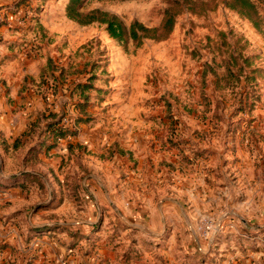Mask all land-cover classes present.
<instances>
[{"label": "rangeland", "instance_id": "obj_1", "mask_svg": "<svg viewBox=\"0 0 264 264\" xmlns=\"http://www.w3.org/2000/svg\"><path fill=\"white\" fill-rule=\"evenodd\" d=\"M69 1L0 0V80L10 93L25 77L60 126L78 129L83 115L103 141L129 143L140 127L152 126L159 147L164 143L158 150L168 153L160 162L169 188L151 200L158 211L169 205L168 233L159 214L154 229L151 217L146 228L128 229L109 198L102 213H90L97 199L85 204L71 194L68 168L80 151L67 160L58 151L45 160L57 156L60 164L44 161L33 170L40 180L25 182L24 190L0 182V264H264V135L257 131L264 127V0H251L250 15L229 0H82L76 9L83 16L118 17L123 40L111 38L106 24L69 18ZM167 12L170 31L162 28ZM133 23L158 31L139 30L134 39ZM74 79L87 80L79 83L89 87L87 103L80 90L71 98L65 89ZM10 143L0 150L13 157ZM113 144L104 153L111 163ZM237 148L247 152L245 164ZM60 201L52 212L36 210Z\"/></svg>", "mask_w": 264, "mask_h": 264}, {"label": "crops", "instance_id": "obj_2", "mask_svg": "<svg viewBox=\"0 0 264 264\" xmlns=\"http://www.w3.org/2000/svg\"><path fill=\"white\" fill-rule=\"evenodd\" d=\"M1 30H5L4 27L0 28ZM4 33L6 32H0V40H2ZM262 52L264 53V46ZM79 83H87V80H70L65 85V89H69L71 93V90ZM7 85L4 79L0 80V137L3 138V145L0 142V149L2 146L8 148V144L12 142L11 148L16 151V155L7 156L4 150L2 154V150H0V182L11 187L9 190L13 188L24 190L22 188L25 187L23 183L30 180L39 181L38 172L33 170L39 171L44 161L45 164L48 162L51 167H57L61 162L59 157L53 156L51 161L45 160L46 156L51 157V153L59 151L58 153H62L67 160L71 154L78 150L82 158L77 161L72 160L68 168L72 175L71 179L75 182V186L71 188V194L80 200L82 199L81 201L85 204L89 202L86 197L96 198V207L91 205L90 213H102L105 205H107L105 200L109 198V206L117 213L119 220L126 223L128 229L134 226L146 228L144 222L150 217L152 218V225L149 227L154 229L158 226V214L161 219L165 220L166 225L168 224V215L171 212L169 205L167 203L162 204L158 211L154 201L151 200V194L157 198L156 193H164L162 190L168 192L169 188L168 173L163 167L165 164L160 162L163 158H167L168 153L158 150V148H163L164 143L161 138L159 141L161 147H159L158 141L150 134L152 126H144L142 131L140 127V130L128 137L129 143L124 138L118 137L116 140L118 143L113 144L107 140L103 141L102 137L99 138L100 128L94 127V124H90L91 122H81L77 136L67 140L66 145L60 146L58 142L54 144L53 141H50L53 139L49 138V132L46 128L48 121L42 118L43 115L48 116L51 112H56L44 100L43 95L26 88L24 86L26 85L25 77H22L14 85L10 84L14 86L10 93ZM150 113L152 115L153 111ZM155 113H157L156 115L163 114L162 110ZM260 113V117L264 119V111L262 110ZM135 128L133 127V129ZM257 131L264 135L263 125ZM112 144L115 152L111 163L110 159H106L104 153L107 149L112 151ZM237 149L236 156L238 155L245 164L248 158L247 152L243 148ZM11 157L18 159L19 165L11 164ZM227 157L230 158L229 155ZM158 168L161 173H158ZM76 173L80 176H76ZM65 177L70 178L68 175ZM175 183L179 182L175 181ZM63 204L64 201H60L56 205L40 206L36 210L37 212L40 210L52 212L56 209L54 207L59 208ZM23 210L12 213L17 216L20 212L23 214ZM4 215L7 216V214ZM2 219L3 223L7 225V218L2 217ZM166 225L163 227L165 229L163 235L168 233L169 227ZM74 226L76 225L70 224L67 227L73 228ZM158 230L162 229L159 228ZM157 235H159L158 232L154 233L152 237L159 238Z\"/></svg>", "mask_w": 264, "mask_h": 264}, {"label": "trees", "instance_id": "obj_3", "mask_svg": "<svg viewBox=\"0 0 264 264\" xmlns=\"http://www.w3.org/2000/svg\"><path fill=\"white\" fill-rule=\"evenodd\" d=\"M82 3V0H70L68 4V16L69 18L73 20H78L82 21L81 23L83 24H91L93 22H100L101 24H106L107 25V32L108 35L116 40H123L124 35H125V27L122 21L114 16L110 15L107 12H101V11H93L85 16H83L80 12L77 11V7ZM228 6L231 9H236L238 10L241 14H246L250 15L251 12H255V5L251 0H229L227 3ZM168 17L166 18V21L163 25V30L164 31H170L172 28V22L173 19L170 16L169 12L166 14ZM82 19V20H80ZM142 30L145 33H150V32H157L158 29H148L145 26L139 24V23H133L130 26L129 32L132 38L137 39L139 38L138 36V31ZM89 83V82H88ZM71 88V87H70ZM85 86H81L78 84L73 90H71V98L74 97V90L78 89L81 91V97H83L85 103L88 101V96H83V91L86 90ZM81 107V112L86 111V106L80 105ZM79 113V112H78ZM81 117H78L76 120V124H80L81 122H85L86 120L83 119V115H79ZM42 118L44 120H47L46 128L47 131L49 132V138L53 139L54 144L57 143L59 140H64L67 139L68 137L74 138L78 134V129H68L66 127H62L61 125V120H56L58 118L57 113L51 112L48 116L43 115ZM50 120V121H49ZM17 142V141H16ZM17 146V145H16ZM15 146V147H16ZM24 185V183H23ZM6 189H9L11 187L5 186Z\"/></svg>", "mask_w": 264, "mask_h": 264}, {"label": "built area", "instance_id": "obj_4", "mask_svg": "<svg viewBox=\"0 0 264 264\" xmlns=\"http://www.w3.org/2000/svg\"><path fill=\"white\" fill-rule=\"evenodd\" d=\"M11 19L12 20L14 19L13 16L11 17ZM62 121H63L62 122L63 125L69 123V119L67 117H64Z\"/></svg>", "mask_w": 264, "mask_h": 264}]
</instances>
